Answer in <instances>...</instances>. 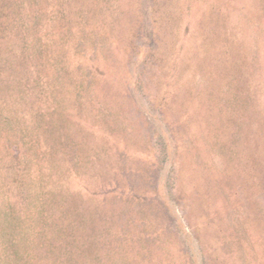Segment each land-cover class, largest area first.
<instances>
[{"label": "rangeland", "instance_id": "1", "mask_svg": "<svg viewBox=\"0 0 264 264\" xmlns=\"http://www.w3.org/2000/svg\"><path fill=\"white\" fill-rule=\"evenodd\" d=\"M40 7L42 66L57 64L42 67L48 95L39 116L25 105L19 132L44 147L50 120L69 196L121 216L116 264H264V0ZM22 150L0 163V264H45L36 160ZM92 171L114 187L91 188Z\"/></svg>", "mask_w": 264, "mask_h": 264}, {"label": "trees", "instance_id": "2", "mask_svg": "<svg viewBox=\"0 0 264 264\" xmlns=\"http://www.w3.org/2000/svg\"><path fill=\"white\" fill-rule=\"evenodd\" d=\"M0 7V135L5 137L0 138V163L9 154V159L12 158L10 162H17L22 155V147H27L28 156L30 154L36 160L31 163L36 167L34 180L39 192L36 201L40 226L39 257L42 256L40 259L45 264H116L117 257L122 252L119 244L124 243L119 239L121 216L114 213L109 218L106 213H102L106 205L101 207V202H98L96 211H89L84 208L86 202L83 197L74 201L69 196L65 173L67 175L70 166L63 165L67 172L63 175L57 174L59 169L65 167L60 165L59 159L56 160L57 163L54 162L60 156L55 151L53 142H50L53 136L50 120L45 125L37 126L41 137L48 141L44 147H41L44 144L40 140V134L37 136L34 131L31 134L22 133V130L19 132L22 125L28 130V126L23 124V116H26L25 105L31 106L33 114L39 116L41 108L37 110L35 103L41 96L48 95L49 82L43 81L41 69L57 64L52 60L42 66L41 54L50 50L48 42L42 43L39 32L42 17L40 0H0ZM61 13L55 9L48 13L51 24L56 15ZM50 34L52 33L49 32L47 36ZM244 126H247V130L254 127L246 124ZM86 172L89 173L88 170ZM115 183L113 179L104 180L103 176L92 171L91 188L105 184L114 187ZM124 190H128L127 183ZM158 190L160 188L157 186L152 190L153 194L155 191L158 193ZM59 206L64 209V216L60 222H56L54 212L59 208L52 209ZM109 208L115 207L110 204ZM63 226H73L74 236L66 228L63 230ZM124 253L127 254L126 251Z\"/></svg>", "mask_w": 264, "mask_h": 264}]
</instances>
